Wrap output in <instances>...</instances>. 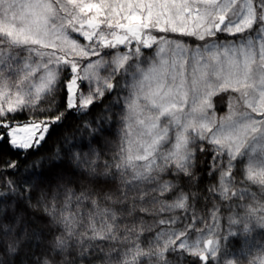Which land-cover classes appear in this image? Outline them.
I'll use <instances>...</instances> for the list:
<instances>
[{
    "label": "snow or ice",
    "instance_id": "1",
    "mask_svg": "<svg viewBox=\"0 0 264 264\" xmlns=\"http://www.w3.org/2000/svg\"><path fill=\"white\" fill-rule=\"evenodd\" d=\"M155 33L204 43L189 47ZM143 49L154 55L141 63ZM82 60L88 62L81 67ZM122 70L132 77L120 110L122 135L103 170L94 149L87 157L70 152V170L58 171L45 189L44 181L21 186L13 179L19 162L0 159V264L35 236L24 213L8 211L21 204L47 217L48 238L37 244L31 264H95L88 257L102 264L217 260L218 224L207 225L203 237L189 236L199 219L197 150L212 153L215 183L207 193L227 201L237 187L260 189L229 224L245 232L253 221L264 228V0H0V141L7 138L27 156L68 112L87 114L106 92L115 94ZM217 96L227 100L219 116ZM42 112L52 115H37ZM17 113H27V122L19 124ZM217 212L213 204V221ZM251 264H264V252Z\"/></svg>",
    "mask_w": 264,
    "mask_h": 264
},
{
    "label": "trees",
    "instance_id": "2",
    "mask_svg": "<svg viewBox=\"0 0 264 264\" xmlns=\"http://www.w3.org/2000/svg\"><path fill=\"white\" fill-rule=\"evenodd\" d=\"M174 37L178 36L174 35ZM179 38L187 42L190 39V37ZM190 41L192 44H195L194 40ZM116 79L120 82V73L117 74ZM114 93L106 92L105 97L101 101L96 102L87 114L80 115L75 110L68 112L61 123L49 127L45 141L41 142L37 148L28 150L27 156L19 154L24 150L12 149L7 142V138L4 141H0V159L17 160L21 165L18 174L13 179L20 182L21 186H23L24 182L38 184L40 181H44L45 183L41 186L46 189L48 187L47 182H54L58 171L61 169L70 170L67 165L66 154L76 152L87 157L93 149L99 154L97 167L103 170L105 161H112L115 152L118 150L117 145L122 135L120 131V110L124 95H126V89L122 91L120 83V86L114 89ZM213 99L218 114H222L224 101L221 103L220 96ZM55 100L57 106L62 109L64 107L63 93L58 92ZM41 103L45 107L48 106L47 102ZM37 115L50 116L52 113L42 112ZM104 116L111 117V119L101 124L100 119ZM28 119L27 113L16 114V121L19 124H24ZM94 128L96 129L95 132L93 131ZM0 131L3 130L0 129ZM57 156L60 159H55ZM211 161V152L207 150L204 152L196 151L195 160L193 161V171L198 176L196 188L200 190L201 196L195 205L196 214L199 219L195 221L189 233L190 239L195 240L197 237H203L209 231L207 225L218 224L213 229L215 233L213 238L219 242L220 252L218 253L217 260L210 258L207 264H228V261H231L232 264H237V262L239 264H251L254 259L264 252V228L253 221L249 225V230L245 232L241 225H230L229 217L236 218L238 214L242 213L239 205L251 203L253 195L259 198L262 194L256 185H250L247 192L237 187V196L227 201L219 200L217 197L207 193V188L210 184L215 183V171L212 176L209 175ZM33 164L36 165L35 168H33ZM186 181L187 178H184L182 186L187 190L190 186ZM32 191L35 194L36 190L33 189ZM240 196H243L244 199L241 200ZM204 197L207 198L205 199ZM31 203L33 205L36 203L35 198ZM213 204L219 207L217 221H213L210 218ZM8 211L10 214L13 211L24 213L35 226L36 232L34 238L31 240L25 237L15 255H4L3 259L6 261V264H31L34 258L33 252L39 253L37 244L43 247L44 240L48 238V228L44 224L47 217L39 207H30L24 204L19 205L15 209L9 208ZM188 215L191 216L192 213L189 212ZM152 219L153 217H146L149 223H151ZM183 223L182 221L181 226ZM198 228L204 229V232L197 231ZM32 231V229L28 230L29 235L32 234ZM230 232L234 233V235H229ZM79 259L77 256H69V260ZM87 259H95V264H102L101 259L95 257H88ZM170 259H175V257H170ZM178 264H205V262H200L197 258L187 256L184 260L179 261Z\"/></svg>",
    "mask_w": 264,
    "mask_h": 264
},
{
    "label": "rangeland",
    "instance_id": "3",
    "mask_svg": "<svg viewBox=\"0 0 264 264\" xmlns=\"http://www.w3.org/2000/svg\"><path fill=\"white\" fill-rule=\"evenodd\" d=\"M156 35H168L170 38H177V39H180L179 37H174V35H177V34H172V33H168V34H161V33H155ZM73 36H77V34H73ZM80 40H82L83 38L82 37H79ZM228 39H233L232 37H228ZM190 40H194V38L190 37L189 41H188V46L189 47H198L199 45L203 44L204 42L202 41H195V44H192V42ZM221 43L224 42V38H222V40L220 41ZM84 43L86 44L87 42L84 41ZM134 42H133V47H134ZM155 47V46H153ZM121 48L123 49V46H121ZM125 52H127V49H123ZM104 51H112V50H104ZM115 51V50H114ZM143 52V55L140 57V62L143 63L147 60H150L151 59V55H149V53H152V55H154L152 49H143L142 50ZM93 60L95 59H98L97 57H93L92 58ZM88 61L86 60H82L80 61V64H81V67L86 64ZM130 63H132V61H130ZM103 71V70H101ZM132 79L131 77V74L130 73H125L123 70L120 72V83H121V90L124 91L126 89V84L127 82H129L130 80ZM226 104H227V100L225 99L224 100V108H223V111H222V114H224V112L226 111ZM220 114V115H222ZM217 115L219 116L218 112H217ZM22 125V124H21Z\"/></svg>",
    "mask_w": 264,
    "mask_h": 264
}]
</instances>
